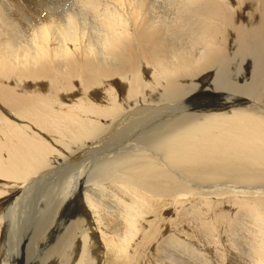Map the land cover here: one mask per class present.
Here are the masks:
<instances>
[{
	"label": "bare ground",
	"instance_id": "obj_1",
	"mask_svg": "<svg viewBox=\"0 0 264 264\" xmlns=\"http://www.w3.org/2000/svg\"><path fill=\"white\" fill-rule=\"evenodd\" d=\"M3 205L0 264H264V0H0Z\"/></svg>",
	"mask_w": 264,
	"mask_h": 264
},
{
	"label": "rangeland",
	"instance_id": "obj_2",
	"mask_svg": "<svg viewBox=\"0 0 264 264\" xmlns=\"http://www.w3.org/2000/svg\"><path fill=\"white\" fill-rule=\"evenodd\" d=\"M87 208H86V204L84 202H82V207H81V210L82 211H85ZM8 210V207L6 205H3L0 207V214H5ZM2 255V254H1Z\"/></svg>",
	"mask_w": 264,
	"mask_h": 264
}]
</instances>
